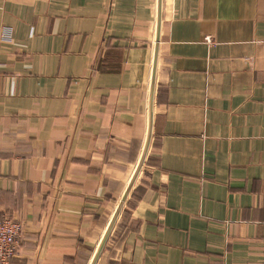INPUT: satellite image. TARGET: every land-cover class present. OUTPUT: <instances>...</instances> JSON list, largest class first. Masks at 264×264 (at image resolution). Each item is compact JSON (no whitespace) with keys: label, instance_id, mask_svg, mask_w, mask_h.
Instances as JSON below:
<instances>
[{"label":"crops","instance_id":"1","mask_svg":"<svg viewBox=\"0 0 264 264\" xmlns=\"http://www.w3.org/2000/svg\"><path fill=\"white\" fill-rule=\"evenodd\" d=\"M0 41L11 264H264V0H0Z\"/></svg>","mask_w":264,"mask_h":264},{"label":"built area","instance_id":"2","mask_svg":"<svg viewBox=\"0 0 264 264\" xmlns=\"http://www.w3.org/2000/svg\"><path fill=\"white\" fill-rule=\"evenodd\" d=\"M9 37H4L8 40ZM4 42V41H3ZM0 41V45H1ZM23 235V224L7 215L0 207V264H11L18 255Z\"/></svg>","mask_w":264,"mask_h":264},{"label":"water","instance_id":"3","mask_svg":"<svg viewBox=\"0 0 264 264\" xmlns=\"http://www.w3.org/2000/svg\"><path fill=\"white\" fill-rule=\"evenodd\" d=\"M126 199V194H125V196L123 197V201ZM115 217H116V215H115ZM115 219V218H114ZM114 221V220H113ZM112 225H113V222L111 223V225H110V227H109V229H108V231H107V233H106V235H105V237H104V239H103V241H102V244H101V246H100V249H99V251H98V254H100L101 253V251H102V248H103V246H104V244H105V242H106V240H107V237H108V235H109V233H110V230H111V227H112Z\"/></svg>","mask_w":264,"mask_h":264}]
</instances>
